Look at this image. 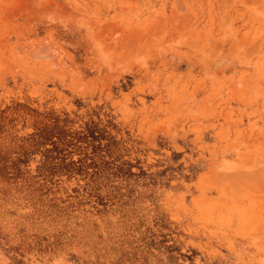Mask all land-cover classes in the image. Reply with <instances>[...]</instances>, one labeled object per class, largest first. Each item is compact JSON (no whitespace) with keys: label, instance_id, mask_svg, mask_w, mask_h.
I'll return each mask as SVG.
<instances>
[{"label":"rangeland","instance_id":"obj_1","mask_svg":"<svg viewBox=\"0 0 264 264\" xmlns=\"http://www.w3.org/2000/svg\"><path fill=\"white\" fill-rule=\"evenodd\" d=\"M0 264H264V0H0Z\"/></svg>","mask_w":264,"mask_h":264}]
</instances>
